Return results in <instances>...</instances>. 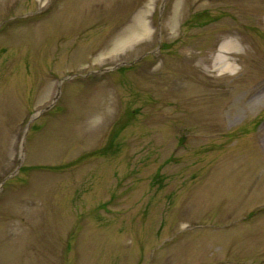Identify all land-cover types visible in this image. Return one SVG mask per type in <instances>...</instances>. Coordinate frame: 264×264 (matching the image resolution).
Returning <instances> with one entry per match:
<instances>
[{"label": "rangeland", "instance_id": "374dc122", "mask_svg": "<svg viewBox=\"0 0 264 264\" xmlns=\"http://www.w3.org/2000/svg\"><path fill=\"white\" fill-rule=\"evenodd\" d=\"M0 264H264V0H0Z\"/></svg>", "mask_w": 264, "mask_h": 264}, {"label": "bare ground", "instance_id": "6f19581e", "mask_svg": "<svg viewBox=\"0 0 264 264\" xmlns=\"http://www.w3.org/2000/svg\"><path fill=\"white\" fill-rule=\"evenodd\" d=\"M131 37H126V38H124V39H130ZM230 44L231 43H225V45H222V46H220V49H219V51H224V49H230L231 48V46H230ZM217 61H219V62H223V57H221L220 55H218V57H217ZM225 67H224V69L225 68H230V67H232V65L231 64H226V65H224Z\"/></svg>", "mask_w": 264, "mask_h": 264}]
</instances>
